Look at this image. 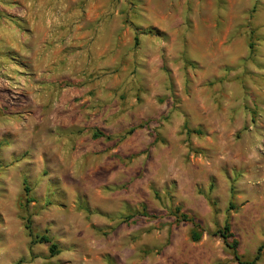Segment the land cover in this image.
I'll use <instances>...</instances> for the list:
<instances>
[{"label":"rangeland","instance_id":"1","mask_svg":"<svg viewBox=\"0 0 264 264\" xmlns=\"http://www.w3.org/2000/svg\"><path fill=\"white\" fill-rule=\"evenodd\" d=\"M110 1L123 62L74 108L15 136L0 90V264H238L259 247L264 264V0Z\"/></svg>","mask_w":264,"mask_h":264},{"label":"crops","instance_id":"2","mask_svg":"<svg viewBox=\"0 0 264 264\" xmlns=\"http://www.w3.org/2000/svg\"><path fill=\"white\" fill-rule=\"evenodd\" d=\"M118 9L110 0H0V90L9 92L13 135L54 124L86 92L79 84L119 68L127 33Z\"/></svg>","mask_w":264,"mask_h":264},{"label":"trees","instance_id":"3","mask_svg":"<svg viewBox=\"0 0 264 264\" xmlns=\"http://www.w3.org/2000/svg\"><path fill=\"white\" fill-rule=\"evenodd\" d=\"M134 41L136 42L137 41V38L135 37L134 38ZM249 47L251 49L252 45L249 44ZM133 128L132 129H129L127 131L126 134H131L133 132ZM194 132H197V131H194ZM96 136V135H95ZM24 194H25V199H26V202H30L32 201L31 197H28L29 196V188L24 185ZM230 207H231V204H230ZM187 221L185 215L183 216ZM25 220V223H24V228L28 231V233L30 234V236H32V233H31V227H30V221L29 219H24ZM219 237L222 239L223 243L228 246L230 249H232L233 251V254H234V257L236 260H238V256H237V245H238V242L237 240H235L234 238V235L233 233L231 232V229H230V225H229V221L226 220L224 222V225L221 229H219L217 231ZM200 233H198L197 231H195L194 229L191 231V234H190V238L193 242H196L199 240L200 238ZM34 242H38V243H46L48 244V249H49V252H50V255L51 256H54V255H57L59 253V249H58V246L57 244H55L54 242H52V240L47 236V235H41V236H35L34 235ZM263 247H259L256 251V254L254 255V257L250 260H247V261H240L238 260V264H256V262L259 260L260 258V252L262 250Z\"/></svg>","mask_w":264,"mask_h":264}]
</instances>
